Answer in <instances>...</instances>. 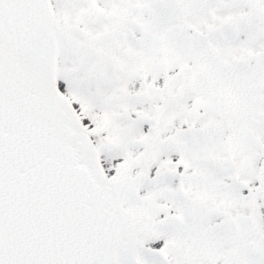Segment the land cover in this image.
<instances>
[{
	"label": "snow or ice",
	"instance_id": "1",
	"mask_svg": "<svg viewBox=\"0 0 264 264\" xmlns=\"http://www.w3.org/2000/svg\"><path fill=\"white\" fill-rule=\"evenodd\" d=\"M0 264H264V0H0Z\"/></svg>",
	"mask_w": 264,
	"mask_h": 264
}]
</instances>
